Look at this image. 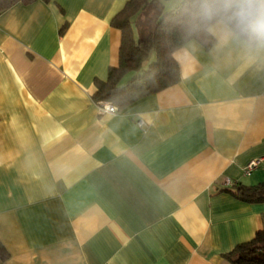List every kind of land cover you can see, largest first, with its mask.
Wrapping results in <instances>:
<instances>
[{"label": "crops", "instance_id": "crops-1", "mask_svg": "<svg viewBox=\"0 0 264 264\" xmlns=\"http://www.w3.org/2000/svg\"><path fill=\"white\" fill-rule=\"evenodd\" d=\"M125 1L0 14L6 264H233L223 255L264 229V202L224 190L264 181L243 173L264 158V43L218 20L210 48L173 52L175 84L101 113L94 81L117 65Z\"/></svg>", "mask_w": 264, "mask_h": 264}, {"label": "trees", "instance_id": "trees-1", "mask_svg": "<svg viewBox=\"0 0 264 264\" xmlns=\"http://www.w3.org/2000/svg\"><path fill=\"white\" fill-rule=\"evenodd\" d=\"M35 1L38 0H0V14L15 3ZM228 15L220 0H180L167 10L163 0H126L110 22L121 33L117 65L108 68L104 80L95 79L93 101H107L120 109L175 84L179 66L173 52L192 39L210 48L214 39L209 28L218 20L235 32ZM65 27L63 24L60 33ZM237 36L249 44L260 42L248 35ZM224 190L240 200L264 202V181L236 183ZM8 255L0 242V264H6ZM223 256L233 264H264V229Z\"/></svg>", "mask_w": 264, "mask_h": 264}, {"label": "clouds", "instance_id": "clouds-1", "mask_svg": "<svg viewBox=\"0 0 264 264\" xmlns=\"http://www.w3.org/2000/svg\"><path fill=\"white\" fill-rule=\"evenodd\" d=\"M234 24V35H248L264 43V0H220Z\"/></svg>", "mask_w": 264, "mask_h": 264}, {"label": "built area", "instance_id": "built-area-1", "mask_svg": "<svg viewBox=\"0 0 264 264\" xmlns=\"http://www.w3.org/2000/svg\"><path fill=\"white\" fill-rule=\"evenodd\" d=\"M97 106L101 113H115L117 111L116 106L107 101H99L97 102ZM137 125L142 126L143 121L138 120ZM259 167H264V158L262 157L249 160L243 167V173L245 175H249L253 170Z\"/></svg>", "mask_w": 264, "mask_h": 264}, {"label": "rangeland", "instance_id": "rangeland-1", "mask_svg": "<svg viewBox=\"0 0 264 264\" xmlns=\"http://www.w3.org/2000/svg\"><path fill=\"white\" fill-rule=\"evenodd\" d=\"M180 2V0H163L164 8L171 9L175 5H177Z\"/></svg>", "mask_w": 264, "mask_h": 264}]
</instances>
